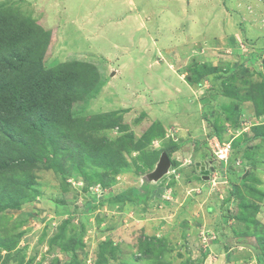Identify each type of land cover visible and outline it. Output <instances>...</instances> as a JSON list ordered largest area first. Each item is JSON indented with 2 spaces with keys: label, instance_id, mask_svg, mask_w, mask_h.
I'll use <instances>...</instances> for the list:
<instances>
[{
  "label": "rangeland",
  "instance_id": "374dc122",
  "mask_svg": "<svg viewBox=\"0 0 264 264\" xmlns=\"http://www.w3.org/2000/svg\"><path fill=\"white\" fill-rule=\"evenodd\" d=\"M228 1L178 45L173 0H0V264H264V42L209 16L264 0Z\"/></svg>",
  "mask_w": 264,
  "mask_h": 264
},
{
  "label": "crops",
  "instance_id": "0c3cea01",
  "mask_svg": "<svg viewBox=\"0 0 264 264\" xmlns=\"http://www.w3.org/2000/svg\"><path fill=\"white\" fill-rule=\"evenodd\" d=\"M202 1H205V4L212 2V0H173L179 11L176 12L175 8H173L172 10H168V12L165 14L164 21L168 22L167 30H169L170 34H164L166 35L164 37V43L169 36L176 37L177 41H175L174 43L178 45L179 43L181 45H184V43H194L196 42V40L198 42L203 41V31L205 27L203 28V30H201V32H198L199 27L195 26L197 21L196 18L197 16H199V9L196 7V3ZM230 2H232V0L228 1L229 4ZM238 6L240 9H244V1L240 0ZM201 14L204 16L206 15V12H202ZM232 15L236 20L241 19L244 23H246L245 26L243 25V31L241 30V28H235L234 26V28H232L233 30L229 28V24H233L234 21ZM259 15L260 14H257L254 9L251 12L244 9V11L236 13L235 11L229 12L226 9L222 12L219 11L218 8H216L214 10V13L209 16L215 17L218 24V29L216 30L215 34L210 35V38L214 39V36L216 37V42H220L219 39H221L222 43H229L231 37L229 35L230 33L234 32L237 38H239V40L241 39V41L243 38V40L246 39L247 41H249V43H253L254 41H257L259 43L264 42L263 37H261L264 36V18H262V20L260 21ZM212 21H214V19H212ZM206 27L208 28L207 25ZM255 27L259 29H256ZM191 29L194 31H192ZM160 53H162V51ZM163 54L165 55V52H163ZM169 68L173 70L170 65Z\"/></svg>",
  "mask_w": 264,
  "mask_h": 264
},
{
  "label": "water",
  "instance_id": "95a60500",
  "mask_svg": "<svg viewBox=\"0 0 264 264\" xmlns=\"http://www.w3.org/2000/svg\"><path fill=\"white\" fill-rule=\"evenodd\" d=\"M171 167V161H170V158L166 155V154H163L161 159H160V162L157 166V169L156 171H154V173H152L150 175V177L152 179H159L161 178L162 176H164L165 174L168 173L169 169ZM205 165L202 164V168L201 170L204 171L205 170Z\"/></svg>",
  "mask_w": 264,
  "mask_h": 264
},
{
  "label": "trees",
  "instance_id": "16d2710c",
  "mask_svg": "<svg viewBox=\"0 0 264 264\" xmlns=\"http://www.w3.org/2000/svg\"><path fill=\"white\" fill-rule=\"evenodd\" d=\"M46 75L48 76V78H50L49 80H51L52 78H56V79H58V77H60L61 74H59L58 72H47ZM42 81H47V80L42 79ZM27 86H28V85H27ZM13 89H15V90L18 92L19 96L21 95V87H19V86L17 87V85H14ZM2 93H3V91H0V96H1ZM27 93H28L27 91L22 90V96H23L24 94L27 95V97H25L24 99H25V100H32V101H33V99H32V98L30 97V95L27 94ZM16 95H17V94H16ZM40 95H41V94H40ZM40 95H38V97H40ZM21 99H22V98H21ZM24 99H23L22 101H24ZM260 137H262V136H260ZM133 192H135V191H133Z\"/></svg>",
  "mask_w": 264,
  "mask_h": 264
}]
</instances>
